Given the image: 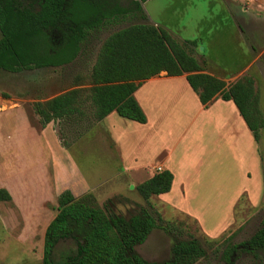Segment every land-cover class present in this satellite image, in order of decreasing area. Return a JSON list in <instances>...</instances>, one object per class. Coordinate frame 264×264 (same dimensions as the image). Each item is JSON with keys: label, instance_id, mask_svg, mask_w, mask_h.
<instances>
[{"label": "rangeland", "instance_id": "1", "mask_svg": "<svg viewBox=\"0 0 264 264\" xmlns=\"http://www.w3.org/2000/svg\"><path fill=\"white\" fill-rule=\"evenodd\" d=\"M142 5L147 18L130 14L90 32L69 64L18 72L0 70V188L11 195L10 200H0V264H42L45 231L57 213L60 194L52 178L51 161L58 151L52 128H57L62 147H70L74 137L96 121L87 99L82 104L86 117L52 120L44 125L34 106L75 87L85 90L84 98L99 48L111 32L133 23L151 21L168 29L179 42H183L179 37L195 40L196 52L193 47L187 46V50L202 55L210 68L236 75L233 80L241 77L238 73L246 67L244 75L255 79L258 106L264 120V22H251L246 27L248 38L241 40L219 0H147ZM257 6L261 19L264 0L257 2ZM230 15L235 22L236 15ZM143 95L144 92L138 91L137 97ZM209 127L208 132L197 137L204 145L221 139L211 124ZM172 130L168 145L174 148L170 163L175 188L172 193L148 199L141 197L136 186L148 178L149 163L161 161L159 151L164 148L153 145L155 150L150 152L151 148L135 140L137 135L132 133L133 146L128 140H121L124 151L132 147L134 159L144 162L140 169L127 166L129 170H123L131 180L127 182L121 172L113 171L114 166L96 144L84 147L87 140H76L73 156L87 181L95 186L91 193L97 204L106 212L125 218L143 207L154 218L159 215L165 223L174 224L176 237L198 238L207 250L206 258L198 264H223L220 255L229 242L240 246L232 256L233 264L264 263L243 251L245 242L264 219V126L259 130L258 142L251 134L249 145L238 141L239 147L228 150L222 157L211 152V145L201 155L197 154V148L194 155L193 148L185 151L184 141L177 143L182 129L176 126ZM157 153L160 156L152 159ZM183 154L190 159L178 162ZM56 156L58 162L63 159L65 163V152ZM200 159L206 162H197ZM171 243V237L162 229L153 228L136 250L147 260L163 261L170 258ZM70 248H74L71 241H61L55 255Z\"/></svg>", "mask_w": 264, "mask_h": 264}, {"label": "trees", "instance_id": "2", "mask_svg": "<svg viewBox=\"0 0 264 264\" xmlns=\"http://www.w3.org/2000/svg\"><path fill=\"white\" fill-rule=\"evenodd\" d=\"M145 1L0 0V70L18 72L69 64L90 32L130 14L147 18L142 5ZM182 41L164 27L148 22L115 30L99 48L84 98L85 90L75 87L37 102L35 112L43 125L56 119L70 120L73 113L84 114L81 108L87 99L95 121L115 111L121 117L145 123L146 115L134 92L146 79L165 71L168 76L185 75L204 107L217 97L232 100L258 142L264 120L255 79L242 75L227 85L205 72L187 50V46L197 47L195 40ZM172 180V172L164 169L136 188L148 199L168 192ZM10 199V193L0 188V200ZM153 228L171 237V255L166 260H147L136 250ZM173 229L174 224L165 223L159 215L154 218L143 207L125 218L106 212L91 192L75 197L66 189L58 195L57 213L45 231L42 264H198L206 258L207 250L198 238H178ZM61 241H71L74 248L56 256L55 248ZM244 245L243 251L264 262V219ZM239 249V245L227 243L221 262L233 264L232 256Z\"/></svg>", "mask_w": 264, "mask_h": 264}, {"label": "crops", "instance_id": "3", "mask_svg": "<svg viewBox=\"0 0 264 264\" xmlns=\"http://www.w3.org/2000/svg\"><path fill=\"white\" fill-rule=\"evenodd\" d=\"M259 1L260 0H219L223 8L229 13L228 16L231 17V23L233 24L237 36L241 40H245V37L248 38L246 27L251 24V22H264V16L260 19V16H258L257 13L259 9L257 2ZM230 14L236 15V23L232 20V15ZM150 23L159 25L151 21ZM179 38L185 40L181 37ZM193 51L196 52V48H194ZM192 55L202 64L205 72L223 79L227 85L231 83L230 80H232V82L234 81L233 78L236 75L223 70L222 72H219L218 70L210 68L207 60L202 55L198 53H192ZM245 68L242 69L243 71H239L238 75L246 74L244 72ZM140 90L144 92V95L137 97V93ZM171 91L176 93L175 96L170 95ZM135 94V99L138 101L146 115L145 123H139L121 117L115 111H112L103 119L96 121L83 130L81 134L74 137L75 141L80 139L87 140V143L83 144L84 147L89 143L96 144V146L104 153L105 158L107 157V161L114 166L113 171L121 172L122 175L121 173L119 175H121L122 178L124 177L123 180L127 182L131 181L124 175V172L129 170L127 166H130V169H140L143 167L144 162L134 159L132 155V147L129 151H124L122 147L123 142H121V140H128L132 146L135 140L144 142L147 147L151 148L150 152L155 150V145H160L164 148V150L159 151V154L162 155L161 161L156 164L154 161L149 163L151 172L149 173L148 178L155 173L156 166H160L162 170L167 169L171 171L173 174L171 188L168 192H165L168 194L170 191L171 193L173 192L176 185L175 174L171 165V161L173 160L171 155L174 148L171 149L169 147L170 145H168L171 130L176 126L177 128H181L183 132L178 137L177 143L179 141H184V144L186 145L185 151H189L190 148H193V151H191V154L193 155L196 152L195 148L198 149L197 154L201 155L202 153H205L207 145H211V152H214L216 157L218 155L219 157H222L224 154L228 153V150L232 151L235 146L238 148L240 145V143L238 144V141H241L242 145H249L251 132L233 101L223 100L220 97H217L207 107H204L199 101L197 94L188 84L185 75L168 76L165 71H162L159 74L146 79L134 92V95ZM176 96L178 100L177 98L176 100H170V98H175ZM70 117L73 119L77 117L82 119L86 117V112L84 111V114L73 113ZM57 121H59V119H56V122ZM215 123H217V125H215ZM210 124L218 131V135L220 134L221 139L217 142L211 140V142L209 141L210 144L206 143L207 145H204L203 142L197 140V137L204 132H208ZM52 130L54 131L56 145L58 147V151L54 155V161H51V164L53 165L52 178L55 186L57 184L56 191L59 194L68 189L75 197L91 192L95 186L90 185L87 181L86 176L78 168L75 161L76 159L73 156L72 151H75L74 149H76V147H74L75 141L70 147H62L57 128H52ZM131 133L137 135L135 140L132 139ZM185 134H187V136L184 139L183 137ZM60 152L61 154L65 152V155L67 156H65V163L63 162V159L60 162L56 159V155L60 154ZM159 154H153L152 159L157 158ZM185 155L187 154H183L182 158L178 159V162L179 160L181 162L182 159L186 160L189 158ZM199 161L206 162L202 159L197 162ZM247 173L248 175L250 174L249 172Z\"/></svg>", "mask_w": 264, "mask_h": 264}, {"label": "built area", "instance_id": "4", "mask_svg": "<svg viewBox=\"0 0 264 264\" xmlns=\"http://www.w3.org/2000/svg\"><path fill=\"white\" fill-rule=\"evenodd\" d=\"M155 170H156V172H158V171H161L162 169H161L160 166H156V167H155Z\"/></svg>", "mask_w": 264, "mask_h": 264}, {"label": "flooded vegetation", "instance_id": "5", "mask_svg": "<svg viewBox=\"0 0 264 264\" xmlns=\"http://www.w3.org/2000/svg\"><path fill=\"white\" fill-rule=\"evenodd\" d=\"M117 215V214H116ZM118 216H121V215H118Z\"/></svg>", "mask_w": 264, "mask_h": 264}]
</instances>
